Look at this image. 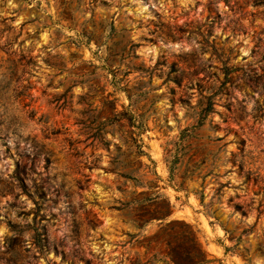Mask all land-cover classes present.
<instances>
[{
    "label": "rangeland",
    "instance_id": "374dc122",
    "mask_svg": "<svg viewBox=\"0 0 264 264\" xmlns=\"http://www.w3.org/2000/svg\"><path fill=\"white\" fill-rule=\"evenodd\" d=\"M264 264V0H0V264Z\"/></svg>",
    "mask_w": 264,
    "mask_h": 264
},
{
    "label": "trees",
    "instance_id": "16d2710c",
    "mask_svg": "<svg viewBox=\"0 0 264 264\" xmlns=\"http://www.w3.org/2000/svg\"><path fill=\"white\" fill-rule=\"evenodd\" d=\"M173 264H176L175 261H172Z\"/></svg>",
    "mask_w": 264,
    "mask_h": 264
}]
</instances>
